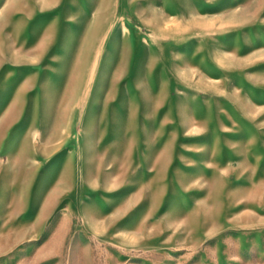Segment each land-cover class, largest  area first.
<instances>
[{
	"label": "rangeland",
	"instance_id": "rangeland-1",
	"mask_svg": "<svg viewBox=\"0 0 264 264\" xmlns=\"http://www.w3.org/2000/svg\"><path fill=\"white\" fill-rule=\"evenodd\" d=\"M0 264H264V0H0Z\"/></svg>",
	"mask_w": 264,
	"mask_h": 264
}]
</instances>
